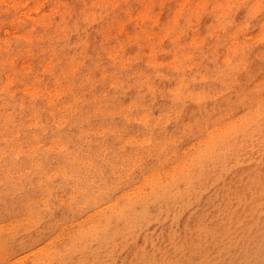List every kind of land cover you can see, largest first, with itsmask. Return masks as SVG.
Instances as JSON below:
<instances>
[{
  "label": "rangeland",
  "instance_id": "1",
  "mask_svg": "<svg viewBox=\"0 0 264 264\" xmlns=\"http://www.w3.org/2000/svg\"><path fill=\"white\" fill-rule=\"evenodd\" d=\"M262 174L264 0H0V264H264Z\"/></svg>",
  "mask_w": 264,
  "mask_h": 264
},
{
  "label": "bare ground",
  "instance_id": "2",
  "mask_svg": "<svg viewBox=\"0 0 264 264\" xmlns=\"http://www.w3.org/2000/svg\"><path fill=\"white\" fill-rule=\"evenodd\" d=\"M253 185H255V188L257 189V190H255V192L253 191ZM242 189L244 191H246L247 194L256 193L258 191H260V193H261L264 190V174L257 175L255 180L253 178H249V179L247 178V181H246L245 185L242 186L240 190L235 191V194H237V192L241 191ZM225 196H227V193H224L223 191L219 192L218 195H217V204H218V206H221V208L223 209L222 210V216L223 215H227L226 214L227 210H229V209L231 210V206L228 203V201L226 202ZM258 197L257 198L256 197L255 198L251 197V199L254 198L253 199V204L254 205L255 204L258 205V204L264 202V195L261 194ZM213 214H214L213 208L205 209L201 213V216H200L199 220L197 222H194L193 225L187 227V229L185 231V234H184V235H186L187 239L185 238L183 240V246H184V250L189 253V256L196 254V252H194V250H193V243L197 242V243L201 244L200 236H199V234H197V232H198V229H200L203 226V220L210 218ZM230 215H231V212H230ZM230 215L228 214L227 217L230 216ZM227 217H226L225 220L228 219ZM239 227H241V225H239ZM202 232L205 235L208 232L210 233L212 231H211V229H209L207 227V228L203 229L199 233H202ZM232 232H236V227L234 228V225H233ZM241 241H242V238H241ZM162 252H163L162 254H164L163 249H162ZM244 258L245 257H242V259H244Z\"/></svg>",
  "mask_w": 264,
  "mask_h": 264
}]
</instances>
